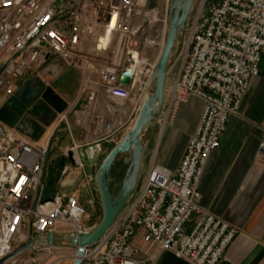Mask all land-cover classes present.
Masks as SVG:
<instances>
[{
  "label": "built area",
  "instance_id": "obj_1",
  "mask_svg": "<svg viewBox=\"0 0 264 264\" xmlns=\"http://www.w3.org/2000/svg\"><path fill=\"white\" fill-rule=\"evenodd\" d=\"M169 10V4L146 7L141 0H0V106L52 57L84 72L83 95L96 87L110 98L98 108L93 94L88 113L68 107L57 114L42 146L0 123V261L36 237L94 229L80 201H89L95 212L93 175H86L87 197L44 198L50 151L62 130L77 131L80 148L100 144L103 152L131 130L165 46ZM263 56L264 0L203 1L161 110L166 107L165 127L182 104L200 99L195 134L175 171L151 163L114 225L83 250L80 264H154L165 252L188 264L225 258L239 230L201 206L200 183L228 122L259 77ZM125 75L129 85L121 83ZM256 158L264 165V131ZM29 252L38 253L24 264H74L77 256V250L57 247Z\"/></svg>",
  "mask_w": 264,
  "mask_h": 264
},
{
  "label": "crops",
  "instance_id": "obj_2",
  "mask_svg": "<svg viewBox=\"0 0 264 264\" xmlns=\"http://www.w3.org/2000/svg\"><path fill=\"white\" fill-rule=\"evenodd\" d=\"M169 1L141 0L142 3L146 2L147 6L161 9ZM176 75L177 73L175 77H172L171 68L168 67L166 87L173 83ZM93 94L97 98L98 108H102V105L110 100L101 89L94 87L87 95L81 96L84 103L80 107V113H88L91 110L88 99ZM9 102L0 106V112ZM11 102L14 104L15 100L11 99ZM203 106L200 99L190 98L187 103L178 108L175 117L161 131L156 148L149 154L150 162L147 164L146 161L143 164L142 172H145L146 169L148 171L153 161L156 165L169 171L176 170L189 139L195 134ZM17 118L16 123L12 126L1 118L0 123L12 129L16 135L28 138L34 146H42L47 129L44 130L40 139L36 140L38 129L43 127L42 125L50 128L54 121L47 126L34 114L28 118V121L26 118ZM263 131L264 56L260 65L259 77L251 82L249 92L243 100L239 113L228 122L220 147L211 154L200 183L201 206L239 230V236L219 264H264V165L256 158ZM70 139L69 146L61 147V151L52 157L49 155L48 168L52 163L56 168L63 167L60 170L57 169L59 171L56 181L58 192L55 195L78 197L80 187L84 185L87 174L85 167L79 165L77 158L76 164H66V161L69 160L68 153L73 152L74 149L79 150L82 145L77 131L72 132ZM47 175L48 169L45 178ZM45 189L46 185L44 198ZM80 201L83 202V199L80 198ZM154 264L188 263L165 252L157 258Z\"/></svg>",
  "mask_w": 264,
  "mask_h": 264
},
{
  "label": "water",
  "instance_id": "obj_3",
  "mask_svg": "<svg viewBox=\"0 0 264 264\" xmlns=\"http://www.w3.org/2000/svg\"><path fill=\"white\" fill-rule=\"evenodd\" d=\"M194 0H173L170 8V26L166 38L165 46L158 62L157 68L151 79L148 81L142 95L140 109L137 118L129 132L106 154L100 144L86 148H80L77 152L79 163L85 167L87 175H93L94 186L98 195V203L102 209V218L94 229L83 235H61L49 233L46 237H36L30 242L18 248L11 256L0 261V264H7L12 258L22 253L37 248H67L77 250L74 264L81 263L83 250L100 241L107 231L114 225L121 211L126 207L129 199L136 192L142 182V166L144 158V146L142 144L143 132L150 126L152 121L161 113L166 87V75L171 53L183 33L187 20L190 17ZM129 58H135L134 54H129ZM133 64L128 63L127 67ZM34 80L26 82L18 91L22 92L20 102L30 107L31 113L36 107L31 106V101L40 95L50 111L55 114H62L68 108V103L62 99L53 89L47 87L39 88L32 95L31 85ZM121 83L129 85V78L126 75ZM20 103L9 102L0 115L4 122L15 117ZM1 114V113H0ZM5 116L3 118L2 116ZM7 117V118H6ZM8 124V123H7ZM10 125V124H8ZM11 126V125H10ZM127 156L124 165H127L126 172L121 182L119 190L111 188L112 171L119 156ZM68 159L72 164H76L74 153L68 154ZM81 196L87 197L88 191L85 185L80 187ZM83 209L89 215H93L92 205L84 200Z\"/></svg>",
  "mask_w": 264,
  "mask_h": 264
},
{
  "label": "rangeland",
  "instance_id": "obj_4",
  "mask_svg": "<svg viewBox=\"0 0 264 264\" xmlns=\"http://www.w3.org/2000/svg\"><path fill=\"white\" fill-rule=\"evenodd\" d=\"M204 0H194L193 6L191 10V14L189 19L187 20L186 27L181 34L178 42L176 43L171 56L169 60L168 67L171 68V76L175 77V74L178 71V68L180 66V63L182 61L184 52L186 50L187 46V39L189 35V31L191 28V23L194 19V17L197 15L198 11L200 10L202 3ZM173 0H170L168 2L169 8H171ZM146 7H152L147 6ZM170 11V10H169ZM83 77L84 72L73 69L66 65L64 62L56 60L55 57H52L48 62H46L45 67L38 71V74L34 77V79H30L27 75V77L20 83V87H22L29 79L34 80L41 88L45 89L47 87L53 89L62 99H64L68 103V107H71L74 111H79L80 107L84 103V99L81 98L82 89H83ZM29 80V81H30ZM167 99V96L165 95V100ZM20 103L18 105V110L15 116L20 117L22 119L26 118V121H28V118L33 115L31 113V109L28 108L27 105H24L20 100H18ZM43 103L41 100V97H37L34 102V107L39 106ZM166 116V107L161 111V113L158 115L156 119L152 121L150 126L143 132V138H142V144L145 149L144 158H143V164L147 161V164L150 162L151 156L149 155L153 150L156 148V145L158 143L159 137L161 135V131L164 129V118ZM57 117V114L54 113V119ZM171 121V120H170ZM168 121V122H170ZM44 128L48 130V128L44 125H42ZM45 130V132L47 131ZM28 139V138H27ZM71 144L70 135L66 133L64 130L60 131L56 135V141L54 142L52 149L50 151V156L52 157L54 154L61 151V147H66ZM105 153L107 154L113 146H104ZM127 156L122 155L119 156L116 164H120L121 162L124 163ZM147 159V160H146ZM66 164H72L70 160L66 161ZM119 167V165H118ZM127 165L123 167V172L125 171ZM63 167L60 166L56 168L54 164H51V167L48 168V175L44 179L46 189H45V199L52 198L57 192H58V186L56 184L57 178L59 177V171L57 169H62ZM147 169L145 172L141 171L142 179L146 176ZM120 185V183H119ZM118 186H116L117 188ZM117 192V191H116ZM97 193V192H96ZM96 210L91 216V218L88 220V224H93L94 226L97 225L101 218H102V209L99 206L98 203V195H96ZM38 252H25L21 255V257L18 259L19 261L16 264H24L29 259H35L36 254ZM11 264V263H7Z\"/></svg>",
  "mask_w": 264,
  "mask_h": 264
},
{
  "label": "flooded vegetation",
  "instance_id": "obj_5",
  "mask_svg": "<svg viewBox=\"0 0 264 264\" xmlns=\"http://www.w3.org/2000/svg\"><path fill=\"white\" fill-rule=\"evenodd\" d=\"M39 88H41V87H40V86L34 81V83H32V85H31L32 95H34L35 92H36ZM43 90H44V89H43ZM38 96L40 97V95H38ZM21 97H22V92L17 91L16 94L14 95V97H13L12 99H14V100H15V103H16V102H18L19 98H21ZM35 100H36V99H33V100L30 102L32 107H34V102H35ZM10 102H11V100H10ZM11 103H13V102H11ZM15 103H14V104H15ZM44 105L47 106L46 104H44ZM0 113H1L0 115L3 114L2 112H0ZM36 114H37L38 116H41V114H40L39 112H36ZM2 117L5 118L4 115H3ZM6 118H7V117H6ZM11 119H12V118H11ZM11 119H9V120H11ZM118 165H119V167H118ZM123 167H125V165H124L123 162H121L120 164H116V162H115L114 167H113V171H112V175H111V178H112L111 188H114V187L118 186V187L116 188V191L119 190L120 185H121V182H122L123 177H124V174H125L126 169H127V167H126L125 171L123 172ZM119 183H120V185H119Z\"/></svg>",
  "mask_w": 264,
  "mask_h": 264
},
{
  "label": "trees",
  "instance_id": "obj_6",
  "mask_svg": "<svg viewBox=\"0 0 264 264\" xmlns=\"http://www.w3.org/2000/svg\"><path fill=\"white\" fill-rule=\"evenodd\" d=\"M36 112H39L41 114V116H38L36 114ZM32 114H34L35 116H37L42 121V123H44L47 126H49L50 123L54 119V113H52L50 111V109L49 108H46L45 106H38V107H36L34 109V112ZM17 119H18L17 116H15L11 120L6 121V123H8V124H10L12 126V125H14V123H16ZM43 133H44V129H42V128L38 129V133L35 136L36 140H39L40 137H41V135Z\"/></svg>",
  "mask_w": 264,
  "mask_h": 264
},
{
  "label": "bare ground",
  "instance_id": "obj_7",
  "mask_svg": "<svg viewBox=\"0 0 264 264\" xmlns=\"http://www.w3.org/2000/svg\"><path fill=\"white\" fill-rule=\"evenodd\" d=\"M104 39V37H102ZM102 43H105V40L102 41Z\"/></svg>",
  "mask_w": 264,
  "mask_h": 264
}]
</instances>
